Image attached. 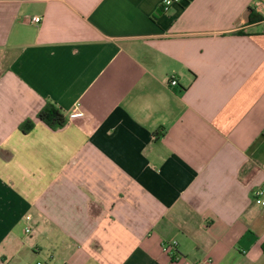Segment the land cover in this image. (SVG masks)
<instances>
[{
  "label": "crops",
  "instance_id": "1",
  "mask_svg": "<svg viewBox=\"0 0 264 264\" xmlns=\"http://www.w3.org/2000/svg\"><path fill=\"white\" fill-rule=\"evenodd\" d=\"M163 1L0 0V264H264V0Z\"/></svg>",
  "mask_w": 264,
  "mask_h": 264
},
{
  "label": "trees",
  "instance_id": "2",
  "mask_svg": "<svg viewBox=\"0 0 264 264\" xmlns=\"http://www.w3.org/2000/svg\"><path fill=\"white\" fill-rule=\"evenodd\" d=\"M37 119L53 131L65 127L69 120L60 107L49 101L46 102L44 107L39 111ZM33 127V121L27 120L20 125V131L27 133L32 130Z\"/></svg>",
  "mask_w": 264,
  "mask_h": 264
},
{
  "label": "built area",
  "instance_id": "3",
  "mask_svg": "<svg viewBox=\"0 0 264 264\" xmlns=\"http://www.w3.org/2000/svg\"><path fill=\"white\" fill-rule=\"evenodd\" d=\"M184 0H164L163 1V11L168 12L169 9L174 5V4H179L181 2H183ZM40 17H34L31 19V22L34 24H37L40 22ZM177 84V82L175 80L171 81V85L175 86ZM84 116V113L82 111H76L74 113H71L69 115V120H74V119H78V118H82ZM253 202L256 206L260 207V208H264V189H259L257 190L254 195H253ZM177 243L173 242L170 244H165L163 246V251L165 253H171V251L173 250L174 247H176ZM37 264H42V263H37Z\"/></svg>",
  "mask_w": 264,
  "mask_h": 264
}]
</instances>
